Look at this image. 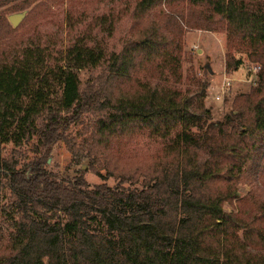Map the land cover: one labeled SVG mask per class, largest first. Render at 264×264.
<instances>
[{
	"label": "trees",
	"instance_id": "1",
	"mask_svg": "<svg viewBox=\"0 0 264 264\" xmlns=\"http://www.w3.org/2000/svg\"><path fill=\"white\" fill-rule=\"evenodd\" d=\"M187 1L224 19L229 42L262 64L253 92L221 120L211 119L205 85L183 93L139 79L158 60L176 73L175 41L157 27L108 58L83 40L57 53L34 44L13 59L0 54V238L11 250L0 264H264V199L239 192L245 180L264 176V5ZM162 2L141 0L137 11ZM5 17L0 11V35ZM103 61L118 78L135 76L139 88L102 96L98 142L148 130L164 140L161 158L168 159L155 176L91 185L82 173L47 167L52 148L99 102L85 97L80 72ZM8 144L32 145L37 155L20 166L2 156ZM71 150L75 160L86 155L72 142Z\"/></svg>",
	"mask_w": 264,
	"mask_h": 264
},
{
	"label": "rangeland",
	"instance_id": "2",
	"mask_svg": "<svg viewBox=\"0 0 264 264\" xmlns=\"http://www.w3.org/2000/svg\"><path fill=\"white\" fill-rule=\"evenodd\" d=\"M140 1L8 0L0 8L9 24L0 35V54L4 52L2 56L13 59L20 56L25 47L34 44L57 53L83 40L88 46L99 45L108 58L112 53H121L136 44L152 27H157L175 41L173 52L179 57L174 67L176 73L173 66L163 65L158 60L143 67L138 74L139 79L159 80L183 93L205 85L204 101L211 110L213 121L221 120L227 111L243 105L245 96L257 86L262 64L240 51L237 42H229L225 20L206 6L194 5L187 0H163L141 14L137 11ZM252 2L264 5V0ZM21 12L25 15L19 24L12 25L9 16ZM102 17H106L105 23H102ZM202 19L204 26L199 28L198 23ZM239 59L243 63L235 68ZM256 66L260 68L256 69ZM110 67L108 61H103L97 67H87L80 72L85 97L94 96L99 102L94 109L84 113L80 124L67 134L68 138L52 148L46 163L49 169L63 175L82 173L91 185H115L123 176L142 181L159 174L168 160L161 158L164 140L151 136L148 130L113 138L108 146L98 142L96 120L104 115V105L107 104L102 96L109 94L115 98L120 94H133L139 88L135 76L118 78ZM91 88L97 92L93 94ZM71 142L80 149L78 152L89 156L75 160ZM1 153L3 157L20 161V166L37 155L32 145H4ZM239 192L244 197L256 194L264 199V176L259 174L255 181L252 178L245 180ZM227 208L230 210L231 205ZM10 251L7 238H0V255L7 256Z\"/></svg>",
	"mask_w": 264,
	"mask_h": 264
},
{
	"label": "water",
	"instance_id": "3",
	"mask_svg": "<svg viewBox=\"0 0 264 264\" xmlns=\"http://www.w3.org/2000/svg\"><path fill=\"white\" fill-rule=\"evenodd\" d=\"M24 15L25 12L14 13L9 16V20L12 23V25L17 26Z\"/></svg>",
	"mask_w": 264,
	"mask_h": 264
},
{
	"label": "built area",
	"instance_id": "4",
	"mask_svg": "<svg viewBox=\"0 0 264 264\" xmlns=\"http://www.w3.org/2000/svg\"><path fill=\"white\" fill-rule=\"evenodd\" d=\"M257 68L256 69H259L260 68V66H256Z\"/></svg>",
	"mask_w": 264,
	"mask_h": 264
}]
</instances>
